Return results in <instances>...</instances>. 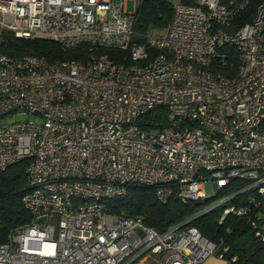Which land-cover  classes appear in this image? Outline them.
<instances>
[{
  "label": "built area",
  "instance_id": "built-area-1",
  "mask_svg": "<svg viewBox=\"0 0 264 264\" xmlns=\"http://www.w3.org/2000/svg\"><path fill=\"white\" fill-rule=\"evenodd\" d=\"M247 3L175 2L165 31L136 44L125 0H0V33L86 50L49 61L0 49V171L25 164L31 217L0 244V264H204L227 251L190 224L212 210L219 223L246 217L264 243V0L229 29ZM222 46L239 53L232 78L209 70ZM158 107L169 120L145 130L138 119ZM131 186L160 204L209 203L158 231L110 212Z\"/></svg>",
  "mask_w": 264,
  "mask_h": 264
},
{
  "label": "trees",
  "instance_id": "trees-1",
  "mask_svg": "<svg viewBox=\"0 0 264 264\" xmlns=\"http://www.w3.org/2000/svg\"><path fill=\"white\" fill-rule=\"evenodd\" d=\"M195 0H138L137 8L133 14L134 26L131 42L143 43L145 37L161 35L173 15L175 2L190 5ZM246 7L240 11L231 23V31L238 29L252 20L256 6L261 0H247ZM0 49L11 56L36 55L49 61L78 59L86 56L84 46L69 50L49 39L39 38L26 40L15 37L9 31L0 33ZM110 52V51H109ZM125 49L122 55H127ZM111 53H114L111 51ZM240 64L237 50L230 46H222L212 59L209 70L222 74L228 78L235 76ZM169 120V111L165 107H158L138 119V124L145 130L160 129ZM244 181L234 180L233 191L241 189ZM25 164L16 163L0 171V244L6 242L8 235L16 229L30 223L31 217L22 204V197L26 193ZM247 193H239L236 201H242ZM259 211L264 217V201L258 200ZM209 200L181 203L172 198L166 203L157 202L152 187L131 186L125 196L110 202V212L122 216L142 218L143 222L158 231H164L171 225L178 224L194 215L205 207ZM221 212L212 210L204 213L190 222L210 240L219 245L218 251L223 247V259L229 264H264V243L254 237V230L246 217L227 215L221 223ZM235 259V260H233Z\"/></svg>",
  "mask_w": 264,
  "mask_h": 264
},
{
  "label": "rangeland",
  "instance_id": "rangeland-1",
  "mask_svg": "<svg viewBox=\"0 0 264 264\" xmlns=\"http://www.w3.org/2000/svg\"><path fill=\"white\" fill-rule=\"evenodd\" d=\"M137 8V2L136 0H125V10L128 13L134 14ZM28 118H31V116H29ZM10 119L12 120H17V121H23L26 119L25 115H14L13 117H10ZM204 192L205 195L209 198L212 196V187L209 183L205 184L204 186Z\"/></svg>",
  "mask_w": 264,
  "mask_h": 264
},
{
  "label": "crops",
  "instance_id": "crops-1",
  "mask_svg": "<svg viewBox=\"0 0 264 264\" xmlns=\"http://www.w3.org/2000/svg\"><path fill=\"white\" fill-rule=\"evenodd\" d=\"M111 1H117V0H111ZM204 264H229V263L223 258H218L217 256H211L205 261Z\"/></svg>",
  "mask_w": 264,
  "mask_h": 264
}]
</instances>
